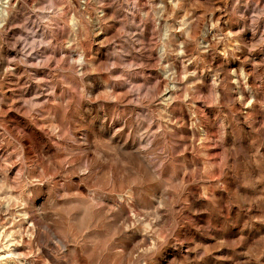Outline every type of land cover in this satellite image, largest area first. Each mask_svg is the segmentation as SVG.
<instances>
[{"label": "rangeland", "instance_id": "rangeland-1", "mask_svg": "<svg viewBox=\"0 0 264 264\" xmlns=\"http://www.w3.org/2000/svg\"><path fill=\"white\" fill-rule=\"evenodd\" d=\"M0 264H264V0H0Z\"/></svg>", "mask_w": 264, "mask_h": 264}]
</instances>
